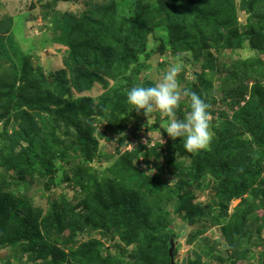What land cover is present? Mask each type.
I'll return each instance as SVG.
<instances>
[{
    "label": "trees",
    "instance_id": "trees-1",
    "mask_svg": "<svg viewBox=\"0 0 264 264\" xmlns=\"http://www.w3.org/2000/svg\"><path fill=\"white\" fill-rule=\"evenodd\" d=\"M134 3L133 14L123 17L121 23H116L114 3L97 7L100 20L87 14L90 16L83 17V23L68 12L62 13L63 31L72 38L65 61L72 71L69 87L82 93L94 82H103L104 74L112 75L115 65L120 64L116 75L137 65L145 51V37L156 22L157 27L168 32L167 41H163L165 50L190 53L205 60L201 72L193 73V79L186 78L185 71L181 76L186 79V92L200 95L211 106L210 116L219 117L213 125L209 147L189 153L182 141L176 139L172 148L191 161L180 169L188 180L178 182L164 198L158 191V186L163 185L160 177L149 178L134 168L139 156L151 151L143 146L127 150L109 168L114 178L96 176L91 167L100 155L95 122L106 123L105 130L110 133H121L128 128L131 118L139 121L147 115L124 103L123 87L100 97L96 118L90 119L94 116L87 108L90 101H71L65 96L69 92L64 84L67 71H52L54 78L49 77V81L48 75L34 65L32 56L25 55L14 42L10 23L0 32V247L29 250L33 256L29 262L33 263L51 257L48 264H172L171 229L175 227L179 237L186 224L205 225V219H210L208 223L222 224L220 228L229 248L224 250L227 257L223 252L215 255V248L208 249L210 240L206 239L200 244L204 254L208 260L236 264L247 251L239 236L247 234L249 217L261 211L257 200L264 209V63L258 55L223 61L204 45L210 43L217 53L238 51L245 42L252 49L258 48L254 43L261 24L250 19L246 30L240 32L235 14L238 9L258 11V7L264 8V0H241L239 4L236 0H165L163 8L151 7L141 0ZM126 82L129 90L152 85L147 76L128 78ZM215 82L220 84L221 100H216L212 93ZM190 111V97L186 95L178 115L183 117ZM156 121L155 125L163 123L158 116ZM72 128L76 133L73 141L59 137L61 132L70 136ZM49 149H54L52 154L46 153ZM57 156L68 166L63 181L79 189L76 198L84 197V209L76 212L73 203L63 197L62 203L50 201L47 215L42 218L41 209L33 207L27 198L28 180L34 176L44 179L45 191H51L58 172L51 159ZM183 165L177 164L172 170L182 173L178 169ZM208 176L214 182L209 186L211 203L223 208L219 214L212 210L205 213L202 206L192 203L203 190H198V195L191 192L196 187L191 180L198 182ZM139 181L147 185L146 192L142 193ZM247 194L256 201L249 202ZM171 197L180 201L172 212L163 206ZM234 199H242V206L228 216L227 206ZM175 215L181 218L182 225L172 227ZM54 230L68 233L51 243ZM85 232L93 234L88 241L81 237ZM99 234L108 239L118 237L115 255H102L104 244L95 237ZM198 236L200 232L191 231L186 244L193 246ZM127 248H132L128 256ZM250 252L249 249L247 253ZM261 254L264 259V251ZM180 264H202L201 255L194 254Z\"/></svg>",
    "mask_w": 264,
    "mask_h": 264
},
{
    "label": "rangeland",
    "instance_id": "rangeland-1",
    "mask_svg": "<svg viewBox=\"0 0 264 264\" xmlns=\"http://www.w3.org/2000/svg\"><path fill=\"white\" fill-rule=\"evenodd\" d=\"M145 4H149L151 7H161L163 8V3L165 0H141ZM241 0H236V4H239ZM114 3L116 6V23H121L123 17H129L134 12V0H0V32L5 31L12 23L11 36L15 43L21 48L25 55H30L33 58L34 65L39 68V71H43L51 79V72H56L57 70H66L67 77L64 81L66 87L70 86L71 81V68L65 66L66 59L69 58L70 47L69 39L71 37L65 35L61 21L63 19L62 13L68 12L73 17L75 16L78 20L84 23L82 18L89 17L87 14H93L96 20H100V12L97 10L98 6L107 5L111 6ZM264 8L258 7V11L243 12L237 10L236 19L237 26L240 32H244L251 19L252 23L261 24V29L258 31V37L255 46L258 48L252 49L253 46L250 43H243L242 47L238 51L225 50L223 52L217 53L214 49H211L210 43H205L206 50H211V52L220 56L223 61H230L235 58H248L250 56L258 55L264 63ZM87 15V16H85ZM71 21V20H70ZM107 22V20L103 21ZM156 22L152 24L151 31L145 37V51L139 56L137 65H132L128 70H122L119 72L120 64L115 65L114 71L111 72L112 75L103 76V82H94L93 85L86 89L84 92H78L73 87H69V92L66 96L68 100L75 101L79 98H83L88 104V110L91 109L94 115L90 119L96 118V112H98L99 98L104 96L109 91H119L123 87L125 96L124 103L127 104V92L129 90V82L126 80L129 78L140 79L147 76L150 84H155L162 82L164 74L168 71L170 65L175 61L177 55L182 58V71H185V77L188 79H193V73H200L205 60L203 57L194 58L193 54L179 53L174 54L171 49L165 50L163 48V41H167L168 32L162 27H157ZM155 25V26H154ZM82 25L80 24V27ZM154 26V27H153ZM82 28V27H81ZM83 29V28H82ZM76 38L78 35H75ZM163 48V50H162ZM119 65V66H118ZM136 70H139L137 73ZM178 75V80L180 84L181 101L183 102L186 98L184 94L186 92V82L185 77ZM209 74H212L209 72ZM50 81V79H49ZM43 89L47 85H42ZM56 86V84H55ZM126 90V91H125ZM212 93L216 100L222 99L221 87L218 82L213 85ZM157 116L162 120V124L158 125L155 123ZM146 116L144 119L140 118L137 121L135 118H131L130 125L128 128L121 133H110L105 130L106 123L99 124L98 119L94 124L95 136L98 138L99 142V158H96L91 167L94 169V174L102 178H114V174L109 171V168L115 164L119 158L127 151L132 150L136 147L143 146L149 149L153 153H147L144 151L139 158L134 162V168L140 172L145 173L149 178H159L162 180L163 185L158 186V191L164 198L169 194V189H174L178 182L181 180H188V176L182 172V168L187 167L191 164L188 157L180 156L175 147L176 140H172L167 133L162 129L167 126L168 117L162 115L159 109L153 111V116ZM219 120L218 116H210L211 128ZM135 125L139 127L135 128ZM2 126L0 125V130ZM64 130V129H63ZM213 133V130H212ZM75 129H70V136H66L65 133L61 132L59 137L62 140L67 139V141H73L75 135ZM54 149H49L47 154H52ZM149 154V155H147ZM58 169L57 172V182L56 186L51 190L45 191L46 181L41 178L34 176L29 177V188L28 195L29 203L36 208L41 209V217L47 215L48 209L50 207V201H60L62 203L63 197H66L68 201L73 203L76 208V212H83L84 197L76 198V192L79 189H74L69 183L63 181L64 172L68 170V166L61 161V157H53L51 159ZM183 162L178 170L182 173H176L172 169ZM194 182L196 187L190 189L195 195H198V190L203 192L192 203L204 208L205 213L219 214L223 209H219L212 205L209 186L214 185V182L210 176L203 178L197 182ZM142 193L146 192L148 187L145 183L138 182ZM134 196V195H133ZM127 197V195H126ZM125 197V198H126ZM128 203H130V196L128 195ZM214 197V192H213ZM62 198V199H60ZM246 199L249 202L256 201L253 195L247 194ZM242 199H234L230 205L227 207L228 216H232L237 207H241ZM180 205V201L175 197H171L163 205L170 212L174 211L177 206ZM256 205L259 206L258 210L254 215L250 216L247 220V234H241L239 236L240 240L243 242V248L246 251L244 258L241 261H235L236 264H264V259L262 254L264 251V209L260 208L259 201H256ZM219 209V210H218ZM212 210V211H211ZM211 211V212H209ZM185 213V210L183 211ZM210 219H205L206 224H196L195 227L186 226L180 231L181 235L177 237L179 231L173 227L175 225H182V220L178 215H175L174 225H172L171 241L176 242L175 250V262L180 264L181 262H186L188 259H192L194 254H200L202 258V264H230L221 263L216 259L208 260V257L204 254V248L201 247L203 240H210L208 244L209 248H215V255L220 252L225 253L224 250H228L229 243L223 237V231L220 227L222 224L216 225L214 222H209ZM180 227V226H179ZM193 230L200 232L197 241L193 246L186 244L187 236ZM57 230L52 232V239L49 242H54V239L60 238L66 235L68 232L63 234L56 233ZM93 234L85 232L81 234L84 240H89ZM96 239H100L103 242L102 255L105 256L107 253L115 255L117 252L115 250V242H118V237L115 236L114 239H108L102 237L101 234L95 235ZM177 238V239H176ZM257 239L259 241H257ZM199 240V241H198ZM252 240V241H251ZM261 240V241H260ZM120 243V242H119ZM118 243V244H119ZM217 244V245H216ZM254 244L258 245L253 247ZM60 245V244H59ZM121 245V243L119 244ZM218 246V248H217ZM251 252L248 254V250ZM132 252V248H127L125 253L128 256ZM224 255L227 254L225 253ZM127 256L125 258H127ZM33 256L27 251H18L12 248L0 247V264H7L8 261L11 264H48L51 257L46 259H36V262H29ZM121 258V257H120Z\"/></svg>",
    "mask_w": 264,
    "mask_h": 264
},
{
    "label": "clouds",
    "instance_id": "clouds-1",
    "mask_svg": "<svg viewBox=\"0 0 264 264\" xmlns=\"http://www.w3.org/2000/svg\"><path fill=\"white\" fill-rule=\"evenodd\" d=\"M182 58L175 61L164 74L162 82L149 86H135L127 92V103L136 112L143 110L149 117L155 109L168 117L167 126L162 128L172 139H180L189 153L206 150L213 137L210 124V104L195 92H185L190 97L191 111L181 117V92L178 75L182 71ZM136 163V162H135Z\"/></svg>",
    "mask_w": 264,
    "mask_h": 264
},
{
    "label": "water",
    "instance_id": "water-1",
    "mask_svg": "<svg viewBox=\"0 0 264 264\" xmlns=\"http://www.w3.org/2000/svg\"><path fill=\"white\" fill-rule=\"evenodd\" d=\"M175 244H176V242L171 241V248H170L169 253H170V256L172 259V264H176L175 257H174ZM225 257H226V255H225Z\"/></svg>",
    "mask_w": 264,
    "mask_h": 264
}]
</instances>
